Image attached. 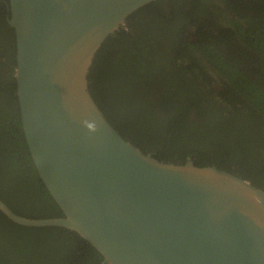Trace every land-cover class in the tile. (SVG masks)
<instances>
[{
  "label": "water",
  "instance_id": "obj_1",
  "mask_svg": "<svg viewBox=\"0 0 264 264\" xmlns=\"http://www.w3.org/2000/svg\"><path fill=\"white\" fill-rule=\"evenodd\" d=\"M156 0H9L21 128L62 216L107 264H264V190L215 165L164 162L125 140L88 88L102 43Z\"/></svg>",
  "mask_w": 264,
  "mask_h": 264
},
{
  "label": "trees",
  "instance_id": "obj_2",
  "mask_svg": "<svg viewBox=\"0 0 264 264\" xmlns=\"http://www.w3.org/2000/svg\"><path fill=\"white\" fill-rule=\"evenodd\" d=\"M153 1L94 56L88 88L127 141L164 162L217 168L264 190V0ZM224 5V6H223ZM149 16L150 21H130ZM0 63V200L30 218L62 216L21 128L15 47ZM8 62V61H7ZM261 131V132H260ZM107 264L74 231L29 227L0 211V264Z\"/></svg>",
  "mask_w": 264,
  "mask_h": 264
},
{
  "label": "flooded vegetation",
  "instance_id": "obj_3",
  "mask_svg": "<svg viewBox=\"0 0 264 264\" xmlns=\"http://www.w3.org/2000/svg\"><path fill=\"white\" fill-rule=\"evenodd\" d=\"M161 1H162L160 4L162 8L161 11L165 14V16H169L168 10H167L168 2H166L165 0H161ZM145 16L146 17H143L142 19H133L130 21H150L149 16H151V14H149L148 16L145 14ZM9 17H10L9 0H0V63L1 65H6L12 61L13 51H11V59H10L9 55H7L8 53L7 43L9 44L11 43V48L15 47L14 30L12 27L9 26L7 22ZM15 50H16V47H15ZM261 133H262V136L264 137V129L262 130ZM262 144L263 145L257 146L253 150L254 161H256V159L258 162L264 161V143Z\"/></svg>",
  "mask_w": 264,
  "mask_h": 264
}]
</instances>
